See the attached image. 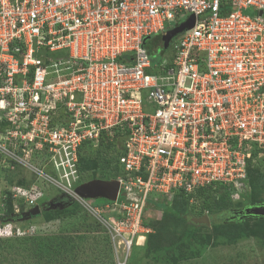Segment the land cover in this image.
<instances>
[{
  "label": "built area",
  "instance_id": "1",
  "mask_svg": "<svg viewBox=\"0 0 264 264\" xmlns=\"http://www.w3.org/2000/svg\"><path fill=\"white\" fill-rule=\"evenodd\" d=\"M182 11L193 25L155 63L146 40ZM117 132L118 192L96 208L76 192L79 150ZM0 151L79 200L127 253L150 231L153 193L223 185L245 199L248 166L264 167V0H0ZM21 192L39 204L36 186Z\"/></svg>",
  "mask_w": 264,
  "mask_h": 264
},
{
  "label": "rangeland",
  "instance_id": "2",
  "mask_svg": "<svg viewBox=\"0 0 264 264\" xmlns=\"http://www.w3.org/2000/svg\"><path fill=\"white\" fill-rule=\"evenodd\" d=\"M181 14L185 19L191 17L187 11H182ZM179 21L172 20L168 25L166 23L164 31L146 40L145 47L155 63L164 58L168 59L171 55L170 47L162 48V39L169 28L176 26ZM19 154L20 157L25 158L24 155ZM26 158L32 165L40 167L44 173L60 179L58 172L44 163V156L41 160L40 155L34 156V152H30ZM16 186L20 188L18 192H16ZM32 186H36V191L41 193L38 204L40 213L36 216L24 217L22 213L29 208L23 201V195L18 196L16 193L21 194L22 190L25 193L30 192ZM255 193L259 200H264L263 186H259ZM86 199L91 206L96 208L99 207L98 204L105 201L101 198ZM68 200H72L74 204L77 202L75 207L85 210L89 218L98 221L79 200L70 199L61 188L48 183L22 162L0 151V242L2 243L0 244V264H109L110 256L114 264H119L124 259L130 264H264V232H262L264 228L259 230L257 236L232 241L225 237L226 229L217 231L211 225L212 221L214 223L221 221L217 215H208L209 226L195 224L189 219L173 216L154 221L144 238H139L132 244L129 253L125 252L121 245L118 246V250L113 248L115 244H111V250L106 248L110 242L104 233L68 232V237L73 239L67 246L68 251L64 250L61 256L54 257L51 248H48L45 243L37 244L36 239L44 237L51 240V244H56L61 240L62 228L67 224L64 214L47 220L44 213L57 209L51 208L49 205L51 201H65L66 206L70 204ZM195 211V208L188 207L189 216H192V212ZM147 213L149 216L146 215L145 218L148 219L151 212ZM158 216V212H152V218H158ZM224 217V221L237 219V217L229 218L227 214ZM250 218L252 217L249 216L243 220H250ZM99 223L106 233V227L101 222ZM186 232L193 234L187 236ZM29 237L32 240L27 239ZM23 238L27 241H22ZM46 243L50 245L49 242Z\"/></svg>",
  "mask_w": 264,
  "mask_h": 264
},
{
  "label": "trees",
  "instance_id": "3",
  "mask_svg": "<svg viewBox=\"0 0 264 264\" xmlns=\"http://www.w3.org/2000/svg\"><path fill=\"white\" fill-rule=\"evenodd\" d=\"M121 142L122 137L119 136L118 132L112 136H108L105 133L102 134L96 146H93L89 142H85L79 150L78 169L80 181L86 182L96 178L108 180L110 178L117 177V175L122 171L118 162V157L121 154ZM247 183L249 186V192L247 193L245 199L238 201L231 199L230 188L223 185H209L196 189L191 194H186L183 191H177L174 193L172 199H169L167 196L162 194L153 193L147 203L143 223L150 228L154 221H160L165 219L167 216L188 220L187 216L190 214V212H188V207H190L195 208L196 210L195 212H192L194 216H200L202 214H207L209 216L217 215V217L219 216L218 219H221V221L215 223L212 221L213 223L211 225L217 231L226 229L225 237L232 241H236L240 238L257 236L259 230L264 228V217L250 216L252 217L250 220H243L246 217H240L237 219L234 218L232 221H224V218H226L224 215H229L228 212L230 211H239L245 206L264 203V200H259L257 195H255L259 186L264 187V167H251L249 165L247 168ZM191 198L192 200L190 201ZM64 202L65 201L62 203ZM68 202L70 203L69 205H66L61 209L57 208L56 210H53L54 214L49 211L44 213L47 220H52L56 217L58 218V216L64 214L67 224L62 228L63 237L61 240L56 244H51V240H47L42 237L40 239L37 238L36 243H45L48 248H51L52 255L56 257L58 255L61 256V253H63L62 251H68L67 246L73 240H71V237H68V232L82 234L97 232L104 233L105 237L109 239L110 243H108L106 248L111 250V239L108 233H105V230L102 229L101 224L98 221L89 218V214H87L85 210L83 211L81 208L75 207L77 202L75 204L72 200H68ZM155 211L159 214L158 218L151 217L152 212L154 213ZM147 212H151L148 219L145 218L146 215L149 216ZM229 218L232 217L229 215ZM192 234V232L185 233L187 236ZM27 239L32 240L31 237ZM27 239L23 238L22 241H27ZM46 242H49L50 245L53 246L47 245ZM0 244L2 243L0 242ZM72 249L74 248L72 247ZM110 259L111 256L108 258L110 262L109 264H114L115 262ZM55 261L57 260L55 259ZM126 264H130V262L127 261Z\"/></svg>",
  "mask_w": 264,
  "mask_h": 264
},
{
  "label": "water",
  "instance_id": "4",
  "mask_svg": "<svg viewBox=\"0 0 264 264\" xmlns=\"http://www.w3.org/2000/svg\"><path fill=\"white\" fill-rule=\"evenodd\" d=\"M193 25V16H191L186 22L179 24L173 29L166 32L162 39V48H167L169 41L174 36L180 34L184 30L190 28ZM76 192L87 198H104L107 200H114L118 192V182L115 179L111 180H102V179H93L88 182L82 183L76 187ZM51 208H63L65 204L59 201H51L49 203ZM40 213V206L35 205L32 208H29L27 211L23 212L24 217L36 216ZM230 217H264V203L249 205L243 207L239 211H230L228 212ZM188 219L195 224H205L210 225V219L207 214H202L200 216H188Z\"/></svg>",
  "mask_w": 264,
  "mask_h": 264
},
{
  "label": "bare ground",
  "instance_id": "5",
  "mask_svg": "<svg viewBox=\"0 0 264 264\" xmlns=\"http://www.w3.org/2000/svg\"><path fill=\"white\" fill-rule=\"evenodd\" d=\"M155 52V51H154Z\"/></svg>",
  "mask_w": 264,
  "mask_h": 264
},
{
  "label": "flooded vegetation",
  "instance_id": "6",
  "mask_svg": "<svg viewBox=\"0 0 264 264\" xmlns=\"http://www.w3.org/2000/svg\"><path fill=\"white\" fill-rule=\"evenodd\" d=\"M16 217V216H15Z\"/></svg>",
  "mask_w": 264,
  "mask_h": 264
}]
</instances>
